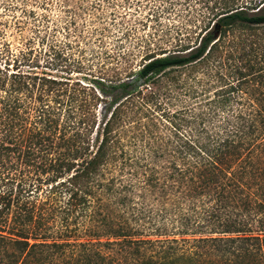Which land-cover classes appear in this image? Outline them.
<instances>
[{
	"label": "trees",
	"instance_id": "16d2710c",
	"mask_svg": "<svg viewBox=\"0 0 264 264\" xmlns=\"http://www.w3.org/2000/svg\"><path fill=\"white\" fill-rule=\"evenodd\" d=\"M0 37V264H264V0H0Z\"/></svg>",
	"mask_w": 264,
	"mask_h": 264
},
{
	"label": "rangeland",
	"instance_id": "374dc122",
	"mask_svg": "<svg viewBox=\"0 0 264 264\" xmlns=\"http://www.w3.org/2000/svg\"><path fill=\"white\" fill-rule=\"evenodd\" d=\"M165 18V19H164ZM168 18V22L171 23H174V25H177V26H181L182 24H186L187 21H185L184 19L181 18H170V17H163V25L167 24L166 21ZM174 19V20H172ZM165 22V23H164ZM154 23H148L147 24V27H145V33L147 32H151V28L153 26ZM171 26V25H170ZM169 26V27H170ZM6 36H5V39L10 42L11 44V49H12V52H15L16 51V48L18 46V41L16 40L15 36H14V33L11 32L12 30L11 29H6ZM5 39H3L2 37H0V50H2V46H3V43L5 41ZM38 44H34V49L36 51H40L41 50V46L39 48V50L36 48ZM43 48H45V45L43 46ZM45 50V49H44ZM42 51V50H41ZM35 55V52L34 54ZM33 58V56H32ZM82 57H80V60H82L81 64L79 65L80 66V69H74V71L71 73L72 75V79L73 80H76L78 81L80 84L84 85V86H91V81L94 77L96 78V76H98L97 73V68H98V60L95 59L94 57H91L89 52H87L83 58L81 59ZM5 59H2V57L0 56V66H3L4 65V62H5ZM36 59V58H35ZM77 60H79V58H76ZM43 60H44V56H40L38 57L37 61L40 62V64H43ZM13 62H10V67L12 65ZM9 70H12L11 68Z\"/></svg>",
	"mask_w": 264,
	"mask_h": 264
}]
</instances>
